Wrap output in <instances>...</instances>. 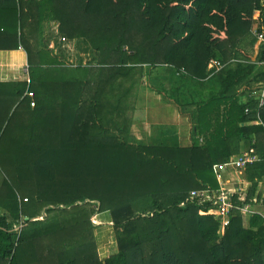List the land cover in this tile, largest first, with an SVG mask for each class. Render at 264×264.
Returning <instances> with one entry per match:
<instances>
[{"label":"trees","instance_id":"obj_1","mask_svg":"<svg viewBox=\"0 0 264 264\" xmlns=\"http://www.w3.org/2000/svg\"><path fill=\"white\" fill-rule=\"evenodd\" d=\"M49 23L89 44L97 66L69 67L45 43ZM254 25L264 32V0H0V50L23 46L29 77L0 82V264H264L261 217L234 212L221 232L212 205L190 198L219 188L214 167L242 141L259 161L232 199L264 196V106L248 97L264 86ZM212 61L225 64L214 77ZM144 65L211 90L193 116L203 144L130 138L118 79ZM102 212L118 248L104 260L92 221Z\"/></svg>","mask_w":264,"mask_h":264},{"label":"rangeland","instance_id":"obj_2","mask_svg":"<svg viewBox=\"0 0 264 264\" xmlns=\"http://www.w3.org/2000/svg\"><path fill=\"white\" fill-rule=\"evenodd\" d=\"M256 25H254L253 31ZM44 37L46 45L50 47L53 46L51 48L53 49L54 53L64 56L72 63L69 65V67L76 68L78 65L88 66L97 64L98 55L93 52L92 48L85 41L67 40L63 43L60 40L61 36L59 35L57 23H49L46 25ZM224 65L225 64L218 61H212L211 67H209V75L214 77L217 70L219 68L221 69ZM91 68H93V66ZM140 70L141 72L135 71L127 78L120 77L118 79L119 84L123 86L122 89L119 90V93H122L120 95L124 96L125 104H127L128 107L126 110V116L132 122L129 134L130 138H133V141L138 142V144L148 146H178L184 143L182 141L186 142V138L190 139L192 143L198 142L197 137L199 134H196L195 129L193 127L191 128L187 124L190 123L192 119L196 120L195 117L192 118V115L188 114L192 113L193 111H185L184 109L182 111V106L178 103L177 99H180L181 97L183 104H187L191 101L194 102L196 96H194V93H191L190 90H207L208 88H203L206 86V84L202 85L203 87L197 86L198 88H194L193 86L187 85L186 83H182V81L186 82L182 80L185 75L181 72H178L177 70L172 69L169 71L165 66H158L155 69H150L149 66L144 65ZM205 83L208 82L205 81ZM131 85H134L135 87L130 88ZM129 88L130 90H128ZM177 89L181 90L179 96L177 93H173V91L172 93L169 92L170 90ZM155 90H164V94H161L160 92L159 94H161V97L164 99V101L172 103V108L170 110H153V112H148L145 110L148 109L147 104L150 102V100L151 102H155V98H157L154 93L156 92ZM115 92L116 90H114V93ZM32 106H34L33 103ZM158 107L159 105L154 106L153 109H158ZM154 121L156 122L153 123ZM178 124L180 125L181 134H174L173 130L177 131ZM168 125L172 126L171 133L169 132V128H167ZM153 132L156 134V136L152 135ZM154 138L156 139L154 140ZM224 177L226 178V175Z\"/></svg>","mask_w":264,"mask_h":264},{"label":"crops","instance_id":"obj_3","mask_svg":"<svg viewBox=\"0 0 264 264\" xmlns=\"http://www.w3.org/2000/svg\"><path fill=\"white\" fill-rule=\"evenodd\" d=\"M53 47V46H51ZM257 53H255L254 58H256ZM220 70V68L217 70V72ZM216 72V73H217ZM28 53L24 49L23 46H21L17 50H0V82H18V81H26L28 80ZM154 91V90H153ZM156 92L155 95L157 98H155V102H150L147 104L148 109H145L148 112H153V110H161V111H168L172 108V103H168L164 101V99L161 97V94H164V90H155ZM177 93L179 96L181 90H170V93ZM184 91V90H183ZM189 91V90H185ZM211 90H190L191 93H194V96L196 98L194 99V102H188L187 104H183L180 99H177L179 104L182 106V111L183 109L185 111H193L192 113H188L192 115V118L194 114L197 111V103L200 101V99H207L204 95H208ZM159 92L161 94H159ZM188 92V93H190ZM239 94L241 95L242 90L238 91ZM203 95V96H202ZM168 96V95H167ZM249 96V95H248ZM150 98V97H149ZM154 98V97H152ZM151 99V98H150ZM248 99L247 95L242 96L240 100L242 102H245ZM148 100V99H147ZM161 103V104H160ZM158 109H153L154 106H158ZM179 112V111H177ZM159 117V116H158ZM177 120V119H176ZM154 121L153 123H155ZM191 128L193 127L195 129V133L199 134L198 130L196 131L197 121L194 119L191 120L190 123H187ZM169 128V132H172V126H167ZM168 131V130H167ZM174 134H181L180 131V125H177V131L173 130ZM153 136H156V134L153 132ZM197 137V136H196ZM198 142H193L190 139L186 138V142L182 141L181 147H189L193 145H201L204 142V138L199 135L198 137ZM156 138H154L155 140ZM157 141V140H156ZM155 141V142H156ZM191 142V143H190ZM250 149V142L249 141H242L240 143V151L237 155L233 156L232 158L237 157L241 153H244ZM226 179L232 180L234 183V186H231V188H238L240 191L245 190L248 187V183L242 174L240 175H235L234 173H226ZM224 175V176H225ZM228 175V176H227ZM264 182V180H263ZM261 183V191L264 192V183ZM252 209L257 211V212H262L264 213V203H258V199L256 200L255 204L251 205ZM94 225H95V230H94V235L96 238L97 246H98V254L101 260L106 259L107 257L114 255L118 252L117 248V242H116V236L114 232V227H113V220L111 217L110 212H102L100 214H97L93 217L92 219Z\"/></svg>","mask_w":264,"mask_h":264},{"label":"built area","instance_id":"obj_4","mask_svg":"<svg viewBox=\"0 0 264 264\" xmlns=\"http://www.w3.org/2000/svg\"><path fill=\"white\" fill-rule=\"evenodd\" d=\"M253 33L256 36L258 44L264 45V32L259 31L256 26ZM60 40L63 43L67 41V39L64 37H60ZM209 67H211V64ZM29 96H33V94L30 93ZM248 97L257 98L259 102V108L263 107L264 86L260 91L250 93ZM249 112L250 110L246 109V113ZM258 161L259 156L257 155L256 151L250 148L248 151L241 153L237 157L214 167V174L219 183L218 189H203L191 192V199H197L202 204L210 203L212 205L213 215H215V217L221 222V232H223L229 226L230 217L234 212H240L244 217L258 215L264 221V213L253 210L251 205H243L242 207H239L234 203L232 195L236 191L240 190L238 188H231V186H234L233 181L224 177L227 172L241 176L248 166L253 165ZM258 203H264V196L258 200Z\"/></svg>","mask_w":264,"mask_h":264}]
</instances>
